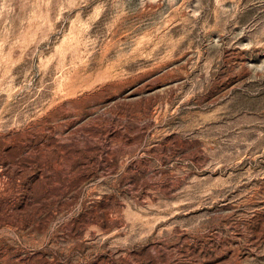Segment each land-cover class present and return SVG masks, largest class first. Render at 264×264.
<instances>
[{
    "label": "rangeland",
    "instance_id": "obj_1",
    "mask_svg": "<svg viewBox=\"0 0 264 264\" xmlns=\"http://www.w3.org/2000/svg\"><path fill=\"white\" fill-rule=\"evenodd\" d=\"M0 144V264H264V0H0Z\"/></svg>",
    "mask_w": 264,
    "mask_h": 264
},
{
    "label": "bare ground",
    "instance_id": "obj_2",
    "mask_svg": "<svg viewBox=\"0 0 264 264\" xmlns=\"http://www.w3.org/2000/svg\"><path fill=\"white\" fill-rule=\"evenodd\" d=\"M7 142H9V141H7ZM5 143V144H8V143ZM0 149H2V146H1V144H0ZM60 152V151H59ZM63 153V152H62ZM1 175V174H0ZM2 185V179L0 178V186ZM53 197V196H52ZM41 200L42 201H44V202H47V195H45V197H43V198H41ZM70 201V200H69ZM68 204V202H66V203H62V205L63 206H65V205H67ZM14 205H15V203H14ZM25 205V204H24ZM7 207V206H6ZM2 203L0 202V224H7V226H9V227H11V226H15V225H17V226H20V224L23 222L22 220H23V218L22 217H19V218H17V219H14V218H11V217H9V218H6V217H4L3 216V214H2ZM17 209V208H16ZM63 209V208H62ZM36 210V209H35ZM61 211V210H60ZM6 212V211H5ZM12 212V211H11ZM18 213V212H17ZM54 213V212H53ZM91 216H93V218L95 219V221H97L98 220V218H96L95 216H97V212H95V213H93ZM49 218H50V214L48 215H46L43 219H42V221H40V223H42V224H45L46 223V221L48 222V220H49ZM26 219V218H25ZM36 219V218H35ZM97 219V220H96ZM29 224H32V222L30 221L29 222ZM39 223H35V226H37ZM11 230V229H10ZM22 230V229H21ZM44 229L43 228H40V233H43L44 231H43ZM22 232V231H21ZM19 234V233H18ZM71 235V234H70ZM24 236V235H23ZM38 236V235H37ZM71 236H73V235H71ZM27 238V237H26ZM35 238V237H34ZM40 238V237H39ZM43 239V238H42ZM3 241V240H2ZM18 241V240H17ZM21 242V241H20ZM25 242V241H24ZM39 243V242H38ZM28 244V243H27ZM21 245H23V244H21ZM3 246H1V248H2ZM38 250V249H37ZM63 250H65V249H63ZM61 251V250H60ZM62 252V251H61ZM10 253H12L11 251L9 252V249H8V247H4L3 248V250H2V252H1V254H0V260L3 262H8L7 261V259L8 258H10ZM49 253V252H48ZM58 254V253H57ZM61 255V254H60ZM53 256V255H52ZM58 257V256H57ZM48 261V260H47ZM46 261V262H47ZM105 261H103V260H101L98 264H103ZM6 264H9V263H6ZM97 264V263H96Z\"/></svg>",
    "mask_w": 264,
    "mask_h": 264
}]
</instances>
